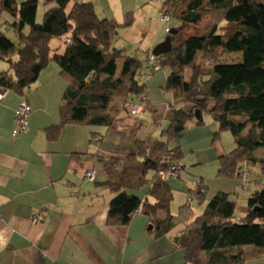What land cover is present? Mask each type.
I'll list each match as a JSON object with an SVG mask.
<instances>
[{
    "label": "trees",
    "instance_id": "1",
    "mask_svg": "<svg viewBox=\"0 0 264 264\" xmlns=\"http://www.w3.org/2000/svg\"><path fill=\"white\" fill-rule=\"evenodd\" d=\"M70 3L44 0L45 6H51L37 25L38 0L20 5L0 0V15L17 17L12 26L16 44L0 32V60L8 64L0 71V89L22 94L53 61L65 87L57 123L45 129L47 140H56L65 126L84 125L89 143L98 144L128 102L141 104L144 111L145 81L166 70L161 89L169 95L168 109L163 114L150 110L153 126L166 123L160 134L163 140L136 138L133 153L111 154L102 162L105 180L98 184L113 193L106 225L121 226L139 212L147 218L154 238L169 235L172 245L183 251L185 264H248L252 257L264 258V183L251 193L242 217L235 215L230 194L217 192L206 199L201 181L194 188L185 186L187 198L173 215L169 210L172 180L158 174L175 164L181 166V149L173 142L190 126H202L204 114L216 125L214 137L229 132L235 144L218 158L219 176L239 178L244 165L261 164L264 171V157L255 153L264 149L261 0H164L159 13L169 18L162 25L164 31L170 30L164 33L171 48L158 56L142 44L135 53L113 45L119 31L132 25L133 11L123 13L119 21L100 18L90 1L76 0L69 7ZM52 39H63L62 53L50 54ZM223 54H239L240 60L222 63ZM180 178L179 171L173 180ZM141 189L145 195L139 207H133L128 191ZM195 205L201 210L196 211Z\"/></svg>",
    "mask_w": 264,
    "mask_h": 264
},
{
    "label": "crops",
    "instance_id": "2",
    "mask_svg": "<svg viewBox=\"0 0 264 264\" xmlns=\"http://www.w3.org/2000/svg\"><path fill=\"white\" fill-rule=\"evenodd\" d=\"M137 5L133 6L137 9ZM128 10L120 9L121 18ZM140 33L139 38L157 35L155 30ZM151 44L145 48L152 50ZM48 69L22 94L0 89L4 92L0 99V264H185L183 251L172 245L169 235L154 238L147 218L139 212L121 226H107L113 193L98 184L105 180L104 159L133 153L135 139H142L144 116L151 120L153 109L164 113L169 97L164 95L167 104L160 110L158 102L148 99L146 87L144 111L134 103L140 116L119 112L98 144L89 143L84 125L65 126L56 140L49 141L45 129L57 123L65 83L57 66ZM166 77L158 72L148 88L161 90ZM22 103L30 107L27 130L14 136L15 114ZM184 134L172 146L191 140L192 134L182 138ZM86 171H94L95 181L84 177ZM170 182L173 191L185 193L182 181ZM142 190L128 192L133 207H139L145 195V190L138 195ZM101 194L104 197L99 201ZM35 217L40 219L37 223L32 222Z\"/></svg>",
    "mask_w": 264,
    "mask_h": 264
},
{
    "label": "rangeland",
    "instance_id": "3",
    "mask_svg": "<svg viewBox=\"0 0 264 264\" xmlns=\"http://www.w3.org/2000/svg\"><path fill=\"white\" fill-rule=\"evenodd\" d=\"M25 0H15L17 5H20ZM76 0H71L69 7ZM94 5V11L100 18H112L116 16L117 20L121 21V13L120 9L126 7V9H130L128 11H134L135 21L132 24L131 29H121L119 31V35L117 39L114 41L113 45L116 48H130V53H135L138 47H141L142 44L144 47L147 43L151 44V40H153V47L160 44L166 38V34L164 33L165 26L159 25L158 22V9L164 0H134L131 2L126 0H91ZM138 2L137 9L133 6L134 3ZM264 4V0H261ZM51 5L45 6L44 0H38L36 16H35V24L39 25L42 22V17L44 12ZM128 7V8H127ZM17 21V17L13 18L9 15L2 13L0 15V32L4 33L7 38H9L12 42L16 44V32L13 31V23ZM157 24L159 27H157ZM157 27V28H155ZM27 28H25L24 32H27ZM152 30L156 32V38H143L142 36L139 38L138 31L143 33L144 31H148L151 33ZM140 33V34H141ZM137 34L135 37L134 35ZM158 40V41H157ZM49 47L51 49L50 54L52 52L57 51V53H62L64 48L63 39H52L50 41ZM152 47V48H153ZM240 60L239 54H223L221 56L220 62L222 63H236ZM57 66L53 61L48 64V70L55 68ZM8 68V64L5 61L0 60V71L6 70ZM119 68V65H118ZM162 71L165 75H167L166 70ZM157 72V73H158ZM156 73V74H157ZM155 74V75H156ZM151 79H147L145 81L146 87L148 89V99L151 102H158L157 108L160 110H164L166 107V101L168 98H164V95L168 97L162 89H150L149 82ZM34 84V83H33ZM31 84L29 87H31ZM24 89V92L28 90V88ZM170 101V98L168 102ZM143 106V105H142ZM168 109V105H167ZM161 112V111H160ZM163 114V113H160ZM146 119V120H145ZM149 119V118H148ZM144 116V126L140 131V137L142 139L145 138H153L158 140H163L160 137L161 131L166 128V123L162 121L161 125L155 127L152 125L150 120ZM150 122V123H149ZM217 133L216 125L213 123L210 115H203V125L200 127H193L185 131V136L191 135V140H179V144L181 143V168L179 164L173 165L176 168L177 176L180 171L181 178L179 183L182 181L184 185L188 188H194L195 185L201 181L206 188V199H210L217 192H223L230 194V199L236 203V211L235 215L242 217L246 211L247 200L250 197L251 193L262 188L264 183V171L262 170V165L257 164L255 166H243L242 167V175L241 177H221L218 175L219 169V157L223 154H228L235 148V144L233 142L232 135L229 132H222L218 135V137H214V134ZM256 155L264 157V149L257 150ZM176 176V178H177ZM106 190V189H104ZM145 190V189H144ZM144 190L140 191L139 194H143ZM173 190V188H172ZM129 192V191H128ZM173 198L169 205L170 213L173 215L176 214L180 205H182L186 200V195L183 191L175 190L173 191ZM104 197L103 194L98 196L99 201ZM196 211H200L201 209H197L196 205L194 207ZM250 250V249H248ZM248 264H264L263 256H255L249 259Z\"/></svg>",
    "mask_w": 264,
    "mask_h": 264
},
{
    "label": "built area",
    "instance_id": "4",
    "mask_svg": "<svg viewBox=\"0 0 264 264\" xmlns=\"http://www.w3.org/2000/svg\"><path fill=\"white\" fill-rule=\"evenodd\" d=\"M159 17V21L161 22V24H165L168 23L169 18L166 14L164 13H159L158 15ZM165 33H169L170 30L169 28H166ZM4 96V92H0V99H2ZM126 111H128L132 116L138 115L140 108L136 105H134L133 102H128L126 104ZM30 112V107L28 106L27 103H22L20 104L19 108L16 111L15 114V127L13 129V135L16 136L20 133H23L27 130V115ZM159 176L160 178L166 180V181H170L176 178L177 176V172H176V168L172 167L171 170L164 172V171H159ZM84 177L89 180L92 181L94 179V172L92 171H86ZM39 221V218H33L32 222L33 223H37Z\"/></svg>",
    "mask_w": 264,
    "mask_h": 264
},
{
    "label": "water",
    "instance_id": "5",
    "mask_svg": "<svg viewBox=\"0 0 264 264\" xmlns=\"http://www.w3.org/2000/svg\"><path fill=\"white\" fill-rule=\"evenodd\" d=\"M171 43H170V37H166L163 42L156 45L152 50L151 53L153 56H158L160 54H165L170 51ZM195 118H198V112L195 111L194 113Z\"/></svg>",
    "mask_w": 264,
    "mask_h": 264
},
{
    "label": "clouds",
    "instance_id": "6",
    "mask_svg": "<svg viewBox=\"0 0 264 264\" xmlns=\"http://www.w3.org/2000/svg\"><path fill=\"white\" fill-rule=\"evenodd\" d=\"M159 15V14H158ZM92 172H94V171H92ZM94 178H95V173H94ZM173 181V180H172Z\"/></svg>",
    "mask_w": 264,
    "mask_h": 264
}]
</instances>
